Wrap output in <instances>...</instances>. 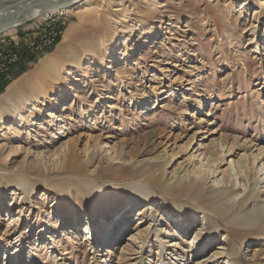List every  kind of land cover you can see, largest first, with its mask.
<instances>
[{
  "label": "rangeland",
  "instance_id": "rangeland-1",
  "mask_svg": "<svg viewBox=\"0 0 264 264\" xmlns=\"http://www.w3.org/2000/svg\"><path fill=\"white\" fill-rule=\"evenodd\" d=\"M90 3L82 18L81 8L64 15L48 13L19 25L17 31L13 28L12 34H7L10 29L5 32L9 43L17 40L21 45L27 44L24 34L30 38L40 32H64L55 42L56 46L62 44V50H56V46L45 48L36 58L26 53L6 79L10 80L22 63L29 67L14 79L16 84L9 88L12 80L0 94V104L5 106L1 114L4 123L0 127V159H5L8 168L30 173L40 169L43 176L34 173L33 177L46 176L71 187L74 208H70V200L47 190L44 181L23 203L18 198L19 190L6 185L0 190V262L7 250L21 245L24 258L20 255L22 260L17 264H157L163 254L168 261L171 240L178 238L181 231L175 226L180 223L177 210L163 209L158 198L150 207L145 206L147 202H139L130 209L132 202L122 188L139 185L140 177L115 170L111 174H77L64 165L70 148L78 154L81 134L88 129L94 134L104 133L127 149L135 145L143 148L144 137L152 134L155 154H161L163 148L172 150L183 145L177 161L185 157L191 134L207 146L220 136L230 141L229 145L236 141L231 145V156L249 151L248 145H264V11L260 13L264 7L259 2L254 6V0H89ZM96 4H101L100 10L93 7ZM257 14L260 18L256 21ZM251 21L257 25L256 31ZM70 25L76 29L65 38ZM22 27L29 31L23 32ZM49 49L52 51L47 53ZM49 54L55 67L41 62ZM72 56L80 59V66L71 64ZM57 74L62 81L55 79ZM42 87L43 96L34 108L30 105L34 90ZM101 93L113 99H100ZM80 97L85 100L81 107ZM17 108L22 110V117L15 122ZM81 110H87L89 118ZM160 129L163 135L158 140L156 133ZM121 163L117 159L114 166ZM210 163L219 166L217 162ZM88 179L97 184L98 191L85 187ZM86 195L103 202L105 210L98 218L111 228L107 232L110 236L117 232L121 218L126 221V226L121 223L125 230L120 231L119 238L115 235L108 240L105 236L107 242L99 250L84 233L86 214L92 213L84 201ZM54 203L59 207L56 213L52 210ZM71 210L72 216L80 220L79 233L65 221ZM174 215L177 216L172 218ZM158 216L165 223L161 227L170 230L160 233L163 246L154 235L143 233ZM116 220L118 223H114ZM202 223L200 214L189 212L188 238ZM54 225L36 239L40 226ZM207 226L212 234L209 246L203 249L206 256L221 252L217 247L224 235L221 223L208 222ZM21 233L26 238L22 244ZM245 245L243 264H264V240L247 241L242 248ZM123 246L128 250L122 251ZM200 247L195 245V251H201ZM99 253L103 254L101 260L95 256ZM224 258L226 254L219 257L220 261Z\"/></svg>",
  "mask_w": 264,
  "mask_h": 264
},
{
  "label": "bare ground",
  "instance_id": "bare-ground-1",
  "mask_svg": "<svg viewBox=\"0 0 264 264\" xmlns=\"http://www.w3.org/2000/svg\"><path fill=\"white\" fill-rule=\"evenodd\" d=\"M257 2H259L261 7H264V0H254L255 4L253 6ZM74 3L75 5L58 7L55 10L45 13H41L39 10H32L31 7L27 10L22 7L20 11L25 10L21 13L26 14L28 18L34 15L42 16L48 13L64 15L72 10L81 8L82 11L79 13V18H82L88 13L86 8L92 5L91 3L88 5L89 0H75L73 1ZM100 5L96 4L93 7L95 6L97 10H100ZM241 5L239 8H242ZM227 11L229 12L228 9ZM263 11L264 9H261L260 13ZM258 14L255 18L256 21L260 18ZM251 23L253 22L251 21ZM252 25H254V31H256L257 25L255 23ZM73 27V25H70L67 29L65 38L76 29ZM13 28L16 27H11L10 30L8 29L9 32L7 34H12L14 32ZM17 30L19 29L16 28ZM4 34L6 33L4 32ZM228 36L232 40V35L228 34ZM62 48V44L59 43L55 49L62 50ZM51 55L45 56L41 62H46L48 63L47 65L50 64L55 67V63H52L53 59L50 57ZM70 62L72 65L76 64L80 66L79 58L72 56ZM105 64L104 66L109 68L107 63ZM55 79L62 81L58 74L55 76ZM14 83L16 84L15 80L8 87L10 88ZM43 93L44 87L34 90V100L30 103L32 107L35 108L38 105L37 101L40 99V96H43ZM99 97L100 99L104 98L106 100L113 99V97L103 95L102 93L99 94ZM6 98L9 99L10 97ZM83 101L85 100L80 97V107ZM196 106L197 111H200L201 105L198 103ZM4 108L5 106L0 104V127L4 123L1 118ZM80 112L83 115H87L86 118H89L87 110H81ZM14 114V121H19L22 117V110L17 108ZM50 116H54V114L50 113ZM192 116L194 115L192 114ZM156 134H158L156 138L158 140L161 139L163 135L162 129ZM151 135L147 134L144 137L143 148L140 145H135L127 149L124 147V144L114 141L113 138H109L104 133L94 134L91 129H88L81 134L82 146L78 149V154L75 155V152L70 148L63 160L64 165L71 171L74 170L77 172V174L87 172H95L99 175L104 173L111 174L115 170L128 176L140 177V180L138 179L139 185H127L122 188L123 192L129 197L130 202H132L130 209L139 202H147L145 206L150 207L154 198H158L161 200L162 206H164L162 207L163 209L173 207L177 210L180 214V223H175V226L178 228V231L181 230L179 237L171 240L168 261H166L165 254H163L164 256L161 257V261L158 262L159 260H157V264H243L242 256L247 246L245 245L243 248L242 246L247 241L253 239L264 240V187H262L264 186V145L257 146L256 144H251L248 145L250 148L249 151L231 156V145L236 141H231L232 144L229 145L228 143L230 141L223 140L220 136L218 139L213 140L210 146H207L203 141H197L196 136L191 134L186 142L185 157L177 161V155L183 151V145L175 147L172 150L163 148L160 151L161 154H155L153 150L154 140ZM230 146L231 148L228 150ZM119 150L121 151L120 153H118ZM117 159L122 160V163L119 166H114ZM113 161L115 163H112ZM212 161L217 162L219 166L214 167L211 165L210 162ZM40 172L41 170L37 169L34 173L42 177L43 175ZM34 173L27 172L22 168H8L5 159H0V190L2 191L6 185L16 187L19 190L18 198L23 203L31 199V195L37 186L44 181L47 190L56 192L58 195L61 194L64 199L70 200L69 202H71V187H66L56 180L48 179L46 176L42 178L43 180L33 177ZM87 181L89 182L86 183V188L92 187L94 191L99 190L97 184L91 183L90 179ZM92 189H89V191ZM2 196L3 193L0 192V198ZM100 200L98 197L89 195H86L84 200L90 209H92L91 214H86L88 215V221L87 226L84 228V233L87 234V240L94 245L95 250H99L101 245L107 242L103 239L105 236L108 240H112L115 235L119 238L120 231L125 230L123 226L126 223L123 218H121L122 222L119 223L116 220L114 223H118L117 232L111 236L107 234L109 229L107 228V224L104 225L102 222H99L98 218L99 214L105 210L103 202H99ZM70 205V208L73 209L74 207L72 205L74 204L71 202ZM58 209V205L54 203L52 205L54 213L58 212ZM151 210L155 212L152 208ZM189 212L200 214L203 222L201 224L203 228L200 227L190 238H188L189 228L186 226ZM72 214L73 211L65 218V221L76 233H79L77 227L80 224V220L76 216H72ZM115 216H117V213ZM176 216L174 215L172 218ZM169 217L171 216L169 215ZM160 219L159 216L153 218L143 233L144 235H154V239H160L161 245L163 246L165 242L162 240L163 238H160V233L162 230L170 233V230L168 228H162L165 223ZM123 222L124 225L121 224ZM208 222L221 223L224 235L221 243H218L217 247L221 252L214 251L206 256L203 249H207L209 246L208 239L212 234L208 230ZM111 224L113 225V221ZM93 225L95 226L93 227ZM49 227L55 228L56 226H46V228L40 226L37 229L36 239L41 238L45 229H50ZM111 234L113 233L111 232ZM23 235L24 233H21V244L26 242V238ZM171 236L172 234L169 237ZM237 241H239V244H237ZM195 245H201V251H195ZM23 246L21 245L19 249L7 250L0 264H17L21 262L22 258H24L22 255ZM28 246L30 248L32 244L29 243ZM124 246L121 250L127 251L128 249ZM163 250L165 251L166 249ZM221 254H226L227 258L220 261L219 257ZM20 255H22V258ZM95 256L101 260L103 254L101 255L99 253Z\"/></svg>",
  "mask_w": 264,
  "mask_h": 264
},
{
  "label": "built area",
  "instance_id": "built-area-1",
  "mask_svg": "<svg viewBox=\"0 0 264 264\" xmlns=\"http://www.w3.org/2000/svg\"><path fill=\"white\" fill-rule=\"evenodd\" d=\"M59 17V16H58ZM35 24V23H34ZM38 25L35 24V27ZM33 28V27H32ZM21 30L25 33L29 31L28 28L22 27ZM63 31L54 30L48 32H40L34 36L24 34L23 36L27 41V44L21 45L15 41V43H9L5 34L0 36V85L4 80L8 79L14 68L23 61L26 53L34 54L35 58L38 57L45 48H51L56 46V40L62 38ZM24 41L21 40V42ZM24 56V57H23Z\"/></svg>",
  "mask_w": 264,
  "mask_h": 264
},
{
  "label": "water",
  "instance_id": "water-1",
  "mask_svg": "<svg viewBox=\"0 0 264 264\" xmlns=\"http://www.w3.org/2000/svg\"><path fill=\"white\" fill-rule=\"evenodd\" d=\"M73 1L75 0H11L6 3H0V34L6 32L11 27H17L37 17L34 15L27 18L26 14L21 13L29 7L32 10H39L41 13H45L58 7L75 5ZM22 7L25 10L20 11Z\"/></svg>",
  "mask_w": 264,
  "mask_h": 264
},
{
  "label": "trees",
  "instance_id": "trees-1",
  "mask_svg": "<svg viewBox=\"0 0 264 264\" xmlns=\"http://www.w3.org/2000/svg\"><path fill=\"white\" fill-rule=\"evenodd\" d=\"M52 49L46 50V52H51ZM29 67H27L26 63H22L18 69L15 70V72H13V76L10 80H4V82H2V84L0 85V94L4 91V89L6 88V86L14 79H16L18 76H20L23 72H25L26 70H28Z\"/></svg>",
  "mask_w": 264,
  "mask_h": 264
}]
</instances>
